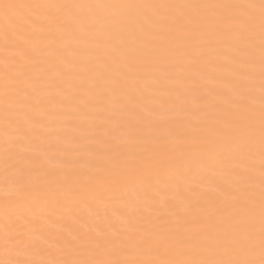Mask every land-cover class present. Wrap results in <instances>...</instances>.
Wrapping results in <instances>:
<instances>
[{
	"label": "snow or ice",
	"instance_id": "1",
	"mask_svg": "<svg viewBox=\"0 0 264 264\" xmlns=\"http://www.w3.org/2000/svg\"><path fill=\"white\" fill-rule=\"evenodd\" d=\"M0 52V264H264V0H0Z\"/></svg>",
	"mask_w": 264,
	"mask_h": 264
},
{
	"label": "bare ground",
	"instance_id": "2",
	"mask_svg": "<svg viewBox=\"0 0 264 264\" xmlns=\"http://www.w3.org/2000/svg\"><path fill=\"white\" fill-rule=\"evenodd\" d=\"M109 2H118V0H109ZM131 2H147V3H215V2H246V0H131ZM258 3L259 0H256ZM0 56H2V52H0ZM258 47H257V54H256V60H257V74H258ZM0 71H2V66H0ZM256 83V92L255 94L258 96V85H259V80H258V75H257V80L255 81ZM211 86V85H208ZM203 94V93H200ZM258 108V104H257ZM0 111H2V102H0ZM181 119H186L191 121L192 123H199L201 119V114L197 113L194 116H188V117H182ZM257 119H258V114H257ZM175 126V120H170L168 124L165 125L164 129L162 130V136H163V144L162 147H175V148H182L186 147V130L181 129V131L185 132V135H178V134H168V127H174ZM154 147V146H153ZM94 158L88 154H84L80 157V164L77 166L75 169L77 172L81 174H93L92 169L88 168V164L90 161H92ZM101 166L107 167V163H103ZM67 169H65L66 171ZM44 178L42 177L41 180ZM7 186L5 185H0V206H2V201L5 199H8L5 195V189ZM0 219H2V215H0Z\"/></svg>",
	"mask_w": 264,
	"mask_h": 264
}]
</instances>
